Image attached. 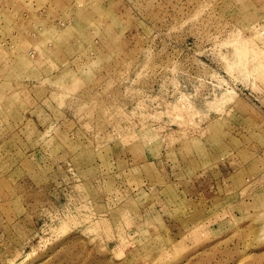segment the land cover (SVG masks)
I'll return each mask as SVG.
<instances>
[{
    "label": "rangeland",
    "instance_id": "374dc122",
    "mask_svg": "<svg viewBox=\"0 0 264 264\" xmlns=\"http://www.w3.org/2000/svg\"><path fill=\"white\" fill-rule=\"evenodd\" d=\"M0 264H264V0H0Z\"/></svg>",
    "mask_w": 264,
    "mask_h": 264
}]
</instances>
